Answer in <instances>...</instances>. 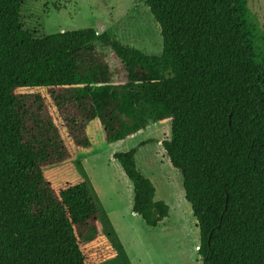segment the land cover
Listing matches in <instances>:
<instances>
[{
  "label": "trees",
  "instance_id": "1",
  "mask_svg": "<svg viewBox=\"0 0 264 264\" xmlns=\"http://www.w3.org/2000/svg\"><path fill=\"white\" fill-rule=\"evenodd\" d=\"M137 1L160 28V55L92 28L36 38L20 22L22 0H0V264H87L108 239L85 182L56 192L43 175L70 153L44 98L17 93L38 88L80 149L93 145V124L108 145L170 120L161 146L181 174L202 264H264V54L245 0ZM97 45L120 63L122 84ZM139 146L113 159L132 213L155 228L169 207L137 169Z\"/></svg>",
  "mask_w": 264,
  "mask_h": 264
},
{
  "label": "rangeland",
  "instance_id": "2",
  "mask_svg": "<svg viewBox=\"0 0 264 264\" xmlns=\"http://www.w3.org/2000/svg\"><path fill=\"white\" fill-rule=\"evenodd\" d=\"M22 3L20 22L36 38L92 28L98 34L108 32L122 45L147 55L157 56L162 51L160 28L148 8L137 0H22ZM245 5V22L260 56L264 54V0H245ZM97 49L106 55L113 84H122L125 78L120 63L109 49L100 45ZM17 93H39L44 98L70 153L67 161L45 167L44 177L56 192L85 182L98 208L103 234L108 239L100 254L90 256L87 264H202L198 254L199 229L184 198L181 174L171 167L161 146L170 137V120L155 122L108 145L99 142L100 130L93 124L89 127L93 145L80 149L68 137L44 89H19ZM142 142L147 143L139 146ZM137 146V169L153 184L154 200L169 207L168 217L155 228L146 226L132 213V185L113 159L114 153Z\"/></svg>",
  "mask_w": 264,
  "mask_h": 264
},
{
  "label": "crops",
  "instance_id": "3",
  "mask_svg": "<svg viewBox=\"0 0 264 264\" xmlns=\"http://www.w3.org/2000/svg\"><path fill=\"white\" fill-rule=\"evenodd\" d=\"M112 144V143H111ZM107 145V144H106Z\"/></svg>",
  "mask_w": 264,
  "mask_h": 264
}]
</instances>
